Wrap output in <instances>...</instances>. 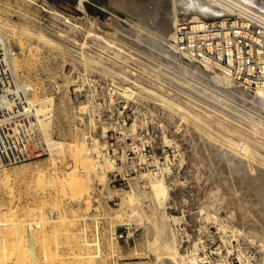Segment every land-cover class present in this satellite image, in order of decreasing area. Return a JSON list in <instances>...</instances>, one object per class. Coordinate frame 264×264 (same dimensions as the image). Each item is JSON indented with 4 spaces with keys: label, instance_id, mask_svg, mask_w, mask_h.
Listing matches in <instances>:
<instances>
[{
    "label": "rangeland",
    "instance_id": "374dc122",
    "mask_svg": "<svg viewBox=\"0 0 264 264\" xmlns=\"http://www.w3.org/2000/svg\"><path fill=\"white\" fill-rule=\"evenodd\" d=\"M108 1L101 0L94 5L84 3L83 12L79 9V2L74 0H0V20L9 22L10 25L1 28V31L5 37L7 36L17 60L22 62H19L18 69L20 79L31 82L33 89L35 88L30 92L32 96L41 92L39 96L37 95L41 99L53 97L55 118V120L53 118V138L67 143L73 141L77 144L82 143L87 159L84 160L87 162L79 165L80 185L76 190L68 183L64 184L63 182L69 180L63 181L64 176L61 177L75 167L74 161L72 162L69 156L65 157L66 161L64 159V162L59 160L58 162L61 163H56L55 173L51 169L53 168L50 165L51 160H48L49 157L51 158L50 155L13 166L15 169L6 168L10 173L13 169L17 170V167L25 172L29 170V173L27 176H22L25 180L21 176L13 175L8 177L9 181L0 179V203H3L2 206L0 204V212L4 218L3 226L0 227V233L4 235L0 237L6 239L3 242L4 240L0 238V255L10 257L6 259L5 256H0V264L11 263L12 261L6 260H12L13 257H16L15 264L24 263L23 258H20L22 263L18 261L19 254L22 255L21 257L29 258L24 259L26 262L24 264L28 261L30 264H176L172 258H169L167 247H164L166 243L170 245L173 241L181 255L188 254L189 250H193L194 245L198 244L197 253L199 257L204 258L203 264H217L223 259L229 264H241L239 252L249 258L251 264H262L260 241L247 233L253 231L263 236L264 227L258 221L257 213L252 211L253 204L248 203L250 208H247V203L244 205V201L243 205L240 204L238 198L241 193H237V196L230 194L227 184L221 179L222 175L210 169L211 160L208 159L209 151L204 152V147L206 148L204 141L208 139L206 143L213 145L214 141L218 140L216 146L219 145V148H229L228 140L245 141L252 149L254 148L255 153L259 152L260 155L257 156L259 160L261 154L264 155V131L260 134L258 132L264 130V115L238 100L233 102L235 99L231 101L230 98L214 92L216 99H219L215 100V104L221 103V105H214V110L219 108L218 112L209 111L203 101L195 99L198 104L194 102L193 98L196 96L194 91L195 96L192 93L189 94L193 96H189L187 92H183L185 95L181 94L179 88L178 92L176 87H173L176 85L173 80L175 76L179 79L186 77L184 80L196 83L179 70L176 71L161 61L143 54L145 58H150L153 62L157 61L156 63L163 68H168V70L162 69L163 73H168L169 79L158 80L159 77H154L155 74L150 73L143 65L138 66V63L127 59L123 54L116 56L115 51L106 48L102 40H93L92 37L88 38L89 36L86 38L88 35L86 32L89 30L104 36L109 41L121 42L103 29L110 19L118 20L126 28H129L130 24L126 21V16L112 8ZM55 13L59 14L54 16ZM65 19H70L69 21L79 27L69 26ZM90 21L94 23L91 24ZM122 43L127 46V43ZM127 47L133 49L129 45ZM135 52L142 55L140 51L135 50ZM110 55H115L116 58ZM169 69L173 72H168ZM172 73L176 75L173 76ZM126 89H129L127 93H125ZM146 89L153 90L152 92L155 91L162 97ZM186 95L188 97H185ZM168 99L174 103L175 108L171 104H166ZM176 104L184 110L177 109ZM223 106L226 109H222ZM227 107H230V110ZM253 117L257 122L255 120L249 122ZM246 118H249L248 121ZM244 122L245 125L247 124L246 127L243 126ZM254 124L257 126L254 127ZM196 130L199 132L196 133ZM207 136H210L213 143ZM225 137L226 140L221 139ZM166 139H168L167 143H165ZM202 144L204 147L201 146ZM252 157L250 156L249 159L254 160L251 163L257 162V157ZM261 158L264 159L263 156ZM34 163L38 167H46V171L50 170L47 176L50 175L56 181L53 183L54 186L47 184L45 188L44 185L39 186L37 183V187L33 181H28L31 180L29 174L35 168ZM45 164L47 166H44ZM149 173H162L165 181L167 180L170 197L165 205L161 197H156L150 192L147 177ZM2 183L4 188L1 186ZM42 188L45 191L40 190ZM131 194H134V200L129 202L128 196ZM220 196L221 198H218ZM251 208L252 210L249 211ZM7 211H10L9 214ZM5 214L6 217H10L6 222ZM206 215L210 217L209 220ZM39 216L46 218V221H41ZM47 217L50 219L48 220ZM172 217H177L178 221L171 220ZM16 218L21 224H14L15 221L18 223ZM11 219H15L11 221L15 227L10 222ZM24 219L26 222H23ZM217 220L232 223L233 227L245 232L239 241L233 242L231 252H227L222 240L220 241L221 234L217 229ZM9 222L15 229L20 228L19 233H16L14 228H7ZM30 223L32 225H29ZM36 223H39V226ZM30 232L38 237V240L33 238V246L29 237ZM7 241H14V245H11L13 242L6 243ZM18 241L22 243L20 246ZM91 241L98 243V247ZM87 242H91L90 244L94 246H87ZM3 246L4 249L7 248L5 251L8 250L9 257L3 251ZM18 246L22 247L18 248ZM87 250L89 254L86 253ZM218 251L221 253L219 254ZM31 254L34 263H31ZM86 254L94 256L92 259L89 256L90 260H87V257L83 256ZM48 255L52 257L49 258ZM180 263L183 264L179 261Z\"/></svg>",
    "mask_w": 264,
    "mask_h": 264
},
{
    "label": "bare ground",
    "instance_id": "6f19581e",
    "mask_svg": "<svg viewBox=\"0 0 264 264\" xmlns=\"http://www.w3.org/2000/svg\"><path fill=\"white\" fill-rule=\"evenodd\" d=\"M32 2V1H31ZM109 5L114 8L116 11H118L120 14H124L125 18H126V21L129 22L130 26L129 28H126L124 27L122 24L119 23L118 20H113V19H110L109 22L107 23V25L104 27V31L106 33H109L111 35H114L118 41H121V42H125L127 43V46H131V48L133 49H129L130 47H127L125 45H123V43L121 44V42H112V41H109L107 39H105L104 36L98 34V33H94L92 31H87L86 34V38H90L92 37L93 40H102L104 42V44L106 45L105 47L106 48H109L111 50H113V52L115 51V54L116 56H122L125 55V57L131 61H134V63H138L137 65L138 66H141L143 65L144 68H147L148 71H150V73L152 72L153 74H155L154 77L158 78L159 79H163V81H166V79H169V75L168 73H163V68L161 65L157 64L156 62H153L150 58H145V55L149 56V57H152V58H155V60H159L161 61V63H163L164 65H167L176 69L179 70L184 76H187L189 78H191L192 80H194L196 83H192L190 82L189 80H184V77L183 79H179V77L175 76L173 78V80H175V86L173 87H176L177 91L180 89V91H182L181 94H184L183 92H187L188 94L189 93H192L194 95L195 93V97L193 98V100L197 99V100H201L203 101L205 104H206V107L208 109H210L209 111H213L214 110V105H221L220 104H215V102L217 100H219L218 98L216 99V95L213 94L214 93H218V94H221V95H224L228 98L232 100L235 99V101L233 102H237L236 100H238V102H242V104H246L250 107H252L253 109L259 111L261 114L264 115V90H258V91H255V92H252V91H249L245 88H242V87H234L236 86L237 84L231 82L230 80H228L227 78L219 75L218 73H211V72H208L207 70L195 65V64H192L186 60H184L183 58H181L178 54H176V52L173 50V47L172 45L170 44L171 40L173 39V36H174V27L177 25V23L179 22L180 19H189V18H197V17H203V18H220V17H224V16H228V15H231V14H236L238 12H252V13H255L261 17L264 18V0H109ZM79 9L82 10L83 12L85 11L84 9V6H83V3L82 1H79ZM77 10V9H76ZM47 12V11H46ZM56 14H59V13H55L54 16ZM117 16V14H116ZM59 17V16H58ZM72 17V16H71ZM122 18V17H121ZM64 19V18H63ZM72 19V18H71ZM78 19V18H77ZM67 20V19H65ZM70 20V19H69ZM67 20V22L70 24H68L69 26H74V27H79L78 25L72 23L71 21ZM73 20V19H72ZM76 20V19H75ZM74 22V21H73ZM76 22V21H75ZM66 23V21H65ZM91 23V21H90ZM94 22H92L91 24H93ZM78 24V23H77ZM101 24V23H100ZM80 25V24H79ZM102 25V24H101ZM9 22H5V21H1L0 20V73L7 78V80L10 82V84L13 86V91H12V94H17L18 96H24V97H30L32 103H33V107L36 109V113H37V118L40 122V124L42 125L43 123V120L41 119V114L44 112V109H45V104L47 103H51L53 102L52 98H45V99H41V97H38L40 94L37 96L35 93L34 96L31 95V91H33V87H32V84H30L31 82H26L22 79H20V76L18 74V69L20 67V61L17 60L16 58V53L13 52L10 48V45H9V40L7 38V36L5 37V35L3 34V32L1 31V28H7L9 27ZM91 26V25H90ZM97 27V26H96ZM12 28V27H11ZM14 28V27H13ZM75 30V29H74ZM86 30V29H85ZM42 34V33H41ZM43 36V35H40V37ZM46 36V35H45ZM32 37V36H31ZM35 37V36H34ZM39 37V36H38ZM39 37V38H40ZM44 38V37H43ZM115 38V39H116ZM45 40V38L43 39ZM48 40V38L46 39ZM92 40V41H93ZM50 41V39H49ZM48 41V42H49ZM39 42V41H38ZM52 42V41H51ZM50 43V42H49ZM53 43V42H52ZM58 43V42H57ZM95 43V41H94ZM96 43H99V42H96ZM46 44V43H45ZM102 44V45H104ZM60 45V44H59ZM101 49V48H100ZM134 50V52H133ZM135 50L137 51H140L142 53V55H139L138 53L139 52H135ZM24 52V51H23ZM104 54V53H103ZM18 55V54H17ZM24 56V55H23ZM112 56V55H110ZM115 56V55H114ZM112 56V57H114ZM86 57V56H84ZM83 57V58H84ZM107 57V56H106ZM99 58V57H98ZM116 58V57H114ZM86 59V58H85ZM150 59V60H149ZM88 60V58H87ZM24 61V60H23ZM84 61V60H83ZM90 61V59H89ZM127 61V60H126ZM94 62V61H92ZM96 62V61H95ZM115 62V61H114ZM117 62V61H116ZM91 63V61H90ZM95 64V63H94ZM97 64V62H96ZM118 64V63H117ZM92 65V64H91ZM128 65H131V64H128ZM136 65V64H135ZM97 66V65H96ZM99 67V66H98ZM102 67V66H100ZM134 67V66H133ZM142 67V66H141ZM25 68V67H24ZM103 68V67H102ZM101 68V69H102ZM163 68V69H162ZM21 69V68H20ZM129 69V68H128ZM23 70V69H22ZM110 70V69H109ZM126 70V68H125ZM165 70H168V68H166ZM170 70V69H169ZM172 70V69H171ZM168 71V72H173V71ZM112 71V70H111ZM130 71V70H129ZM178 71V72H179ZM132 72V71H131ZM167 72V71H166ZM143 73V72H142ZM21 74V73H20ZM23 74V73H22ZM27 74V73H26ZM171 74V73H169ZM24 75V74H23ZM148 75V74H147ZM179 76V75H178ZM182 76V75H181ZM126 77V76H125ZM24 79V78H23ZM128 79V78H127ZM155 80V79H154ZM160 80V81H161ZM172 80V81H173ZM170 81H171V78H170ZM168 81V82H170ZM152 82V81H151ZM162 82V81H161ZM173 82V84H174ZM164 83V82H163ZM138 84V83H137ZM160 85V84H159ZM170 85H172V83H170ZM168 86V85H167ZM238 86V85H237ZM143 87V86H142ZM160 87V86H159ZM145 88V87H144ZM179 88V89H178ZM172 89H175V88H172ZM129 89H126L125 90V93L128 92ZM192 90V92L190 91ZM131 91V89H130ZM146 91L150 92L148 89H146ZM153 91V90H152ZM151 91V92H152ZM176 91V90H174ZM194 91V93H193ZM179 92V91H178ZM43 93V92H42ZM133 93V91H132ZM152 93H155L152 92ZM252 93H258L256 95H253ZM155 94H158V93H155ZM190 95L189 96H193V95ZM131 95V94H130ZM185 95V94H184ZM158 96L161 98L162 95L160 96L158 94ZM214 96V97H213ZM185 97H188V95H186ZM166 98V97H165ZM191 98V97H190ZM167 99V98H166ZM192 99V98H191ZM229 99V100H230ZM216 100V101H215ZM228 100V99H227ZM168 103L166 104H171L173 107H174V103L170 102V99L166 100ZM64 102V101H63ZM165 102V100H164ZM196 102V100L194 101ZM193 103V102H191ZM198 104V102H196ZM224 103V106H225V102ZM189 104V103H188ZM202 103H200L201 105ZM204 104V106H205ZM234 104V103H233ZM241 104V103H240ZM243 104V105H244ZM65 105V104H64ZM86 105V104H85ZM199 106V108L202 109V107ZM223 105V104H222ZM168 106V105H167ZM177 107V109L180 108L184 110V108H181L180 105L176 104L175 105ZM203 106V105H202ZM223 108L222 109H226V108ZM247 106V107H248ZM56 107V106H55ZM63 107V106H62ZM84 107V106H83ZM81 107V109L83 108ZM217 107V106H216ZM222 107V106H221ZM175 108V107H174ZM206 108V109H207ZM229 110H230V107H227ZM236 108V107H235ZM65 109V108H64ZM63 109V110H64ZM207 109V110H208ZM234 109V107H233ZM251 109V108H250ZM252 109V110H253ZM56 110V109H55ZM60 110V109H59ZM84 110V109H83ZM217 110H219V108L216 110H214V112H218ZM237 110V109H235ZM62 111V109H61ZM65 111V110H64ZM182 111V110H181ZM186 111V110H185ZM199 111V110H198ZM201 111V110H200ZM203 111V110H202ZM221 111V110H220ZM225 111V110H224ZM222 111V112H224ZM239 111V110H238ZM187 112V111H186ZM206 112V111H205ZM221 112V113H222ZM230 112V111H229ZM232 112V110H231ZM236 112V111H235ZM247 111H245L246 113ZM65 113V112H63ZM188 113V112H187ZM227 113V112H226ZM225 113V114H226ZM234 113V112H233ZM241 113V112H239ZM244 113V112H243ZM190 115H192L191 113H188ZM212 114H215V113H212ZM219 114V113H218ZM217 114V116H218ZM231 114V113H229ZM250 114V113H249ZM62 115V114H61ZM194 115V114H193ZM192 115V116H193ZM208 115H209V112H208ZM207 115V116H208ZM227 115V114H226ZM225 115V116H226ZM236 115H237V112H236ZM242 115V113H241ZM244 115V114H243ZM248 115V114H247ZM224 116V117H225ZM231 116V115H230ZM233 116V115H232ZM231 116V117H232ZM238 116V115H237ZM236 116V117H237ZM245 116V115H244ZM255 116V115H254ZM193 117H196V116H193ZM209 117V116H208ZM223 117V118H224ZM228 117V116H226ZM229 117V118H231ZM241 117V116H240ZM248 117V116H247ZM251 117V116H249ZM198 118V117H196ZM252 118V117H251ZM257 118V117H255ZM200 119V118H198ZM211 119V118H210ZM227 119V118H225ZM234 119V118H233ZM237 119V118H236ZM240 119V118H239ZM247 119V118H246ZM249 119V118H248ZM247 119V121H248ZM260 119V118H259ZM258 119V120H259ZM55 120V118H54ZM197 120V119H196ZM209 120V119H208ZM227 120H232V119H227ZM253 120H257V119H251L249 120L250 121H253ZM152 121V120H151ZM201 122V121H200ZM204 122V121H203ZM234 122V121H233ZM237 122V121H235ZM238 122H240L238 120ZM246 122V121H245ZM245 122L243 124V126L246 127L245 125ZM247 122V123H249ZM257 122V121H256ZM255 122V123H256ZM260 122V121H258ZM262 122V121H261ZM214 123V122H213ZM241 123V122H240ZM160 124V123H159ZM239 124V123H238ZM256 124H259V123H256ZM236 125V124H235ZM242 125V124H241ZM240 125V127H241ZM250 124H248L249 126ZM43 126V125H42ZM166 126V125H165ZM207 126V125H205ZM257 125L254 124V127H256ZM260 126V129L262 128V123L259 125ZM208 127V126H207ZM212 127V126H211ZM215 127V126H214ZM221 127V126H220ZM223 127V126H222ZM264 127V126H263ZM46 128V127H45ZM55 128V127H54ZM250 128V127H248ZM135 129V128H134ZM212 129V128H211ZM254 129V128H252ZM256 129V128H255ZM245 130V129H243ZM247 130V129H246ZM54 131V130H53ZM205 131V130H204ZM264 130H260L258 131L259 134L260 132H263ZM102 132V131H101ZM199 131L196 130V133H198ZM219 132V131H218ZM256 132V130H255ZM193 133V132H192ZM209 133V132H208ZM254 133V132H253ZM264 133V132H263ZM160 134V133H159ZM200 134V133H199ZM205 134V133H204ZM255 134V133H254ZM194 135V134H193ZM196 135V134H195ZM209 135V134H208ZM262 135V134H261ZM264 135V134H263ZM197 136V135H196ZM196 136H194L196 139ZM202 136V135H201ZM206 136V135H204ZM223 136V135H222ZM221 136V137H222ZM208 137V136H207ZM205 137V138H207ZM210 137V136H209ZM208 137V138H209ZM212 137V136H211ZM224 137V136H223ZM264 137V136H263ZM199 138V137H198ZM216 138V137H215ZM165 139V138H164ZM199 139H202V138H199ZM204 139V137H203ZM202 139V140H203ZM221 139H227L226 137L225 138H221ZM264 139V138H263ZM167 140L166 139V142L167 143ZM208 140V139H206ZM206 140L204 141V145L206 144V148L203 146V144L201 146L204 147L205 151L204 152H208L206 154H208V159L210 161L209 164H211V168L210 169H214V171H217L219 173V175H222L221 179L224 181V183L227 184V187H228V190L230 192V194H236L237 196V193H241L239 195H241L238 200L240 204L244 203V205L247 203V208H250L249 204L250 203L251 205L253 204V208L254 210L252 211H255L257 213L256 216H258V221L263 225L264 227V159L261 158V156L264 157V155L261 154V156L259 157V160H258V157L260 154L259 152L256 153L254 152V148L252 149V147H250L245 141H240V142H234V140H228L227 141V146L229 148H219L218 146H216L218 140L214 141L215 143L212 145V144H207L206 143ZM210 142H211V139L209 138ZM214 140V139H213ZM72 141V140H71ZM170 141V140H169ZM196 141V140H195ZM203 142V141H201ZM221 142V141H220ZM169 143V142H168ZM196 143V142H195ZM200 143V141H199ZM213 143V142H211ZM82 144V143H81ZM81 144H77L74 143H67L63 140H55V145L56 147L54 148V150L50 152V156L51 158L49 157L48 160L50 161V165H52L53 169L54 170V173L56 172V163L59 161V160H63L64 162V159L66 156H69L71 159H72V162L75 163V167H73V169H71L68 173H65V174H62L61 177H63V181H68V182H63L64 184H67L70 185V187H72L74 190L76 189H79V168L81 165V163H85L87 161L84 162V160H87L86 159V155H85V150H84V147L83 145ZM198 144V143H196ZM54 145V144H53ZM168 145V144H167ZM198 146V145H197ZM136 147V146H135ZM200 147V146H199ZM139 148V147H138ZM202 148V147H201ZM200 148V149H201ZM92 149V148H91ZM96 149V148H95ZM203 149V150H204ZM208 149V150H207ZM207 156V155H206ZM250 156H254L252 158H255L257 157L256 161L257 162H254V163H251V161L249 160L250 159ZM69 159V158H68ZM173 159V158H172ZM261 159V160H260ZM263 159V160H262ZM81 160V162H80ZM170 160V159H169ZM168 160V162H169ZM66 161V159H65ZM254 161V160H253ZM252 161V162H253ZM80 162V163H79ZM59 164L61 162H58ZM82 163V165H83ZM170 163V162H169ZM29 164V163H28ZM35 164V163H34ZM48 164V163H47ZM63 164V163H62ZM158 164V163H157ZM171 164V163H170ZM86 165V164H85ZM174 165V164H173ZM18 166V165H17ZM34 166V165H32ZM40 166V165H39ZM44 166H47L46 164ZM70 166V165H69ZM20 167V166H19ZM42 167V166H41ZM41 167H38L36 164H35V168L32 169L31 173L29 174L30 175V179L31 180H28V181H33L35 184V186H37V183L39 184V186L41 185H44V187L46 188L45 185L47 184H52L54 182H56L53 177H51L50 175L47 176V173L50 171H46V167L45 168H41ZM14 168V167H13ZM32 168V167H31ZM30 168V169H31ZM60 168V167H59ZM58 168V169H59ZM65 168V167H64ZM83 168V166H82ZM160 168V167H159ZM167 168V167H166ZM171 168V167H170ZM15 169V168H14ZM13 169V171H14ZM48 169V168H47ZM50 169V168H49ZM161 169V168H160ZM159 169V171H161ZM164 169V168H163ZM60 170V169H59ZM64 170V169H63ZM209 170V169H208ZM10 171V170H9ZM6 170V168H3L1 169L0 168V179H4L5 181H9L10 179H8L9 176H27L28 173H29V170L28 172L26 171H23L21 169H18L17 167V170H15L13 173L9 172ZM52 171V170H51ZM58 171V170H57ZM165 171V169H164ZM53 173V172H52ZM211 173V172H210ZM209 173V174H210ZM162 174V173H161ZM160 173H149L148 174V179H149V189H150V192L155 195L156 197L159 196L161 197L163 200H162V203L163 205L166 204V202L168 201L170 195H169V186L167 185L164 177L161 175ZM170 174V173H168ZM215 174V173H214ZM145 176L147 174H144ZM104 177V176H103ZM146 177V178H147ZM210 177V176H209ZM212 177V175H211ZM220 177V176H219ZM6 178V179H5ZM15 178V177H14ZM23 178V177H22ZM27 178V177H26ZM13 179V178H11ZM20 179V178H19ZM24 179V178H23ZM65 179V180H64ZM25 180V179H24ZM221 180V181H222ZM3 181V182H5ZM62 182V181H61ZM28 183H31V182H28ZM1 184V183H0ZM33 185V183H31ZM30 184V186H31ZM4 183H2L1 186H3ZM54 186V185H53ZM28 187V186H26ZM34 187V186H33ZM38 187V186H37ZM43 187V186H42ZM48 187V186H47ZM4 188V186H3ZM32 188V187H31ZM35 188V187H34ZM40 188V187H39ZM49 188H51L49 186ZM28 189V188H26ZM33 191V189H31ZM36 190H39V189H36ZM40 190H44L43 188L40 189ZM132 190V189H131ZM45 191V190H44ZM43 191V192H44ZM47 191V189H46ZM220 191V189H218V192ZM224 191V190H223ZM11 192V191H10ZM13 192V190H12ZM35 192V191H34ZM37 192V191H36ZM77 192H79L77 190ZM146 192V191H145ZM213 193V192H212ZM38 194V193H37ZM218 194V193H216ZM224 194V193H223ZM227 194V193H226ZM12 195V194H11ZM13 196V195H12ZM243 196V197H242ZM129 197V202L133 201L134 200V194H131L128 196ZM224 197V196H223ZM229 197V196H228ZM235 197V196H234ZM13 199V197H11ZM218 198H221L218 197ZM9 199V198H8ZM15 199V198H14ZM136 199V198H135ZM5 200V199H4ZM211 200V199H210ZM218 200V199H216ZM226 200V199H224ZM10 201V200H9ZM18 201V200H17ZM136 201V200H135ZM138 201V200H137ZM219 201V200H218ZM244 201V202H243ZM223 202V201H221ZM2 203V202H1ZM0 203V204H1ZM5 203V202H4ZM13 203V201H12ZM3 204V203H2ZM1 204V206H2ZM11 204V203H10ZM141 205V204H140ZM211 206V205H210ZM245 206V207H246ZM206 207V206H205ZM243 207V206H242ZM252 207V206H251ZM31 208V207H30ZM220 208V207H219ZM3 209V208H2ZM1 209V211H2ZM33 209V208H32ZM133 209V208H132ZM206 209V208H205ZM10 210V209H9ZM36 210V208H35ZM34 210V211H35ZM204 210V209H203ZM246 210V209H245ZM244 210V211H245ZM23 211V210H22ZM25 211V210H24ZM33 211V210H32ZM31 211V212H32ZM134 211V210H133ZM132 211V212H133ZM205 211V210H204ZM208 211V210H206ZM231 211V210H230ZM8 214L10 211H7ZM6 212V214H7ZM26 212V211H25ZM135 212V211H134ZM38 213V212H37ZM40 213V211H39ZM206 213V212H205ZM208 213V212H207ZM1 214V212H0ZM4 215L5 217L7 215ZM11 214V213H10ZM16 214V213H15ZM15 214L13 216H15ZM30 214V213H29ZM208 214H211V213H208ZM214 214V213H213ZM26 215V214H25ZM132 215V214H131ZM0 227L3 226V220L4 219L2 217V214L0 215ZM9 216V215H8ZM11 215V218L13 217ZM33 216V215H32ZM74 216V215H73ZM207 216V215H206ZM251 216V215H250ZM36 217V216H35ZM168 217V215H167ZM208 217V216H207ZM212 217V216H211ZM234 217V216H233ZM243 217V216H242ZM252 217V216H251ZM10 218V217H6V220L5 222L7 221V219ZM26 218V217H25ZM34 218V217H33ZM37 218V217H36ZM154 218V217H153ZM170 218V217H169ZM168 218V219H169ZM210 217H208V220H209ZM215 218V217H214ZM224 218V217H223ZM20 219V218H19ZM39 219L42 220H45L44 217L40 218L39 216ZM48 219V217H47ZM50 219V218H49ZM48 219V220H49ZM167 219V218H166ZM174 221H178L177 217H172L171 220ZM202 219V218H201ZM219 219V218H217ZM254 219V218H253ZM15 220V219H13ZM13 220L11 219L10 222ZM16 220H18L16 218ZM26 219L23 220V222L25 221ZM32 220V219H31ZM30 220V222H31ZM34 220V219H33ZM135 220V219H134ZM207 220V219H206ZM9 221V220H8ZM40 221V220H39ZM38 221V222H39ZM40 221V222H41ZM46 221V220H45ZM9 222V224H10ZM11 222V223H12ZM16 222V223H15ZM14 224H21V222L19 223V220H18V223L17 221H15ZM22 222V223H23ZM26 222V221H25ZM34 222V221H32ZM36 222V220H35ZM152 222V220L150 221ZM208 222V221H207ZM8 223V222H7ZM6 223V225H8ZM44 224V222H41ZM160 223V222H159ZM177 223V222H176ZM244 223V222H243ZM13 224V223H12ZM13 224V225H14ZM37 224V223H36ZM39 224V223H38ZM37 224V225H38ZM141 224V223H140ZM153 224V223H152ZM232 223H229V222H223L221 220H217L216 222V225H217V229L219 231V233L221 234V239L220 241L222 240L224 246L226 247L227 249V252H231L232 249H233V242L234 241H239V238L242 237V234L245 233L244 231H241L240 229L236 228V227H233L231 225ZM11 225V224H10ZM8 226L7 228L10 227L11 228H14L12 227L13 225L11 226ZM29 225H32L31 223ZM159 225V224H158ZM260 225V224H259ZM24 226V224L22 225ZM39 226V225H38ZM20 227V226H19ZM262 227V226H261ZM262 227V228H263ZM26 228V227H24ZM3 229V227H2ZM23 229V227H22ZM169 229V228H168ZM14 230L16 231V233H19V230L20 228L16 227V229L14 228ZM45 230V229H44ZM154 230V228H153ZM152 230V231H153ZM166 230V229H165ZM12 231V230H11ZM157 231V230H155ZM169 231V230H168ZM176 231V230H175ZM178 231V230H177ZM3 232V231H2ZM22 232V231H20ZM39 232V231H37ZM87 232V231H86ZM206 232V230H205ZM5 233V232H4ZM11 233V232H10ZM25 233V232H24ZM36 233V232H35ZM163 233V232H162ZM173 234V232H171ZM250 237H253V238H258L259 241H260V252L262 254V259H263V262L262 264H264V235L260 236L256 233H254L253 231H249L247 233ZM0 235H2V233H0ZM4 235V234H3ZM2 235V237H3ZM8 235V234H6ZM23 235V234H22ZM21 235V236H22ZM35 235V234H34ZM31 232H30V241H31V246H33V241L34 239L33 238H36V235L34 236ZM20 236V237H21ZM34 236V237H33ZM37 236L38 233H37ZM0 237L2 240H4L3 242H5L6 239ZM5 237V236H4ZM97 237V236H96ZM16 238V237H15ZM11 239V238H10ZM41 239V238H40ZM82 239V238H81ZM174 239V238H173ZM8 240V239H7ZM14 240V239H13ZM16 240H19V239H16ZM23 240V239H22ZM21 240V241H22ZM36 240H38V237L36 238ZM85 240V239H84ZM155 240V239H154ZM170 240V239H169ZM1 241V240H0ZM158 241V240H157ZM11 243L13 242V244H11L12 246L14 245V241H10ZM10 242H6V243H9ZM46 242V241H45ZM82 242V241H80ZM92 244H95L93 243V241H91ZM90 242V243H91ZM174 242V241H173ZM173 242H171L173 244ZM198 242V241H197ZM18 245L20 246V244H22L20 241H18ZM25 243V242H24ZM83 243V242H82ZM89 242H87V246L90 245V246H94V245H91ZM97 243V241H96ZM167 245V243L165 244V248L167 247V250H168V256L169 258H172L173 261H175L176 264H179V261H181L183 264H203L204 262V258L202 257H199L197 251L199 250L198 249V244H195L194 245V249L193 250H189L188 254L186 255H181V253L179 252L178 250V247H176L174 244L173 245ZM98 244V243H97ZM97 244H95L97 246ZM178 244V243H177ZM3 245L7 246L5 243H3ZM17 245V244H16ZM27 245V244H26ZM86 245V244H84ZM167 245V246H166ZM18 248H21L19 247ZM86 246V247H87ZM163 246V245H162ZM11 247V246H9ZM15 247V246H14ZM13 247V248H14ZM35 247V246H34ZM84 247V246H82ZM98 247V246H97ZM162 247V248H164ZM46 248H48L46 246ZM89 248V247H88ZM86 248V249H88ZM159 248V247H158ZM7 249V248H5ZM4 249V246H3V251L6 252ZM33 249V248H32ZM71 249V248H70ZM69 249V250H70ZM85 249V248H84ZM98 249V248H97ZM204 249V248H203ZM21 251V249H19ZM10 251V249H9ZM13 251V250H11ZM29 251V250H28ZM32 251V250H31ZM58 251V250H57ZM66 251V250H65ZM160 251V250H159ZM221 251V249H220ZM2 252V253H4ZM16 252L17 249H16ZM49 252V251H47ZM46 252V253H47ZM72 252V251H71ZM81 252V250H80ZM7 256L9 257L8 255V250H7ZM5 253V254H6ZM15 253V252H14ZM20 253V252H19ZM18 253V254H19ZM21 253H24L21 251ZM28 253V252H27ZM45 253V254H46ZM74 253V251H73ZM88 253V250L87 252ZM99 253V252H98ZM218 253L220 254L221 252L218 251ZM11 254V253H10ZM13 254V252H12ZM83 254V253H82ZM81 254V255H82ZM89 254V253H88ZM24 255V254H23ZM57 255V254H56ZM78 255V254H77ZM80 255V254H79ZM166 255H167V252H166ZM1 257L5 256V255H0ZM15 256V254L13 255ZM22 255L19 254V259L18 261L21 262V259L20 258H23L22 260L25 262L24 258L25 256L21 257ZM27 256V255H26ZM29 256V255H28ZM45 256V255H44ZM49 256V255H48ZM58 256V255H57ZM72 256V255H71ZM83 256H86L87 257V260H90L88 259L89 256H91L90 258L92 259V256L91 254L90 255H83ZM83 256H80V257H83ZM239 256V260L241 262V264H251L250 263V259L245 257V255L242 253V252H239L238 254ZM0 257V258H1ZM6 257V256H5ZM4 257V258H5ZM18 257V256H17ZM52 257V256H51ZM49 256V258H51ZM59 257V256H58ZM64 257V256H63ZM73 257V256H72ZM76 257V256H75ZM79 257V256H78ZM10 258V257H9ZM6 257V259H9ZM12 258V257H11ZM16 258V257H15ZM15 258L13 257L12 260H6V261H12L11 263L15 264L16 260ZM48 258V257H47ZM55 258V256H54ZM52 258V259H54ZM167 258V257H166ZM29 259V258H28ZM26 259V260H28ZM73 259V258H72ZM75 259V258H74ZM82 259V258H81ZM86 259V258H85ZM171 259V260H172ZM5 260V259H4ZM46 260V259H45ZM88 263H90L89 261H87ZM170 260V259H169ZM179 260V261H178ZM1 261V260H0ZM47 261V260H46ZM45 261V263H46ZM53 261V260H52ZM56 261V260H55ZM61 261V259H60ZM72 261V260H71ZM70 261V262H71ZM76 261V260H75ZM93 260H91L92 262ZM252 261V260H251ZM19 262V263H20ZM35 260L32 258V254H31V263H34ZM54 262V261H53ZM63 262V261H62ZM9 263V264H11ZM22 263V262H21ZM22 263V264H24ZM29 263V261H28ZM27 263V264H28ZM55 263V262H54ZM80 263V262H79ZM8 264V263H6ZM30 264V263H29ZM36 264V263H35ZM87 264V263H86ZM91 264H94V263H91ZM181 264V263H180ZM217 264H229L226 259H223V260H220V262H218Z\"/></svg>",
    "mask_w": 264,
    "mask_h": 264
},
{
    "label": "built area",
    "instance_id": "2783aa9c",
    "mask_svg": "<svg viewBox=\"0 0 264 264\" xmlns=\"http://www.w3.org/2000/svg\"><path fill=\"white\" fill-rule=\"evenodd\" d=\"M74 1L94 5L101 0ZM171 45L181 58L208 72L252 92L264 90V18L255 13L180 19ZM12 91L13 86L0 73L1 169L49 156L56 147L54 103L45 104L42 126L30 97Z\"/></svg>",
    "mask_w": 264,
    "mask_h": 264
}]
</instances>
